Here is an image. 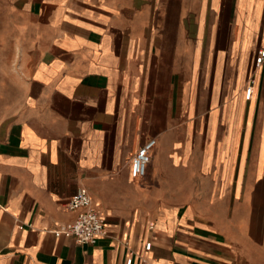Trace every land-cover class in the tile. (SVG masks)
Returning <instances> with one entry per match:
<instances>
[{"label": "crops", "instance_id": "1", "mask_svg": "<svg viewBox=\"0 0 264 264\" xmlns=\"http://www.w3.org/2000/svg\"><path fill=\"white\" fill-rule=\"evenodd\" d=\"M5 2L0 264H264V0ZM82 187L95 244L55 233Z\"/></svg>", "mask_w": 264, "mask_h": 264}, {"label": "built area", "instance_id": "2", "mask_svg": "<svg viewBox=\"0 0 264 264\" xmlns=\"http://www.w3.org/2000/svg\"><path fill=\"white\" fill-rule=\"evenodd\" d=\"M264 64V48H260L255 58L256 67ZM255 78L252 77L246 87V99H250L254 92ZM157 145V138L151 137L133 154L131 174L134 179L146 176L148 165L151 162L152 152ZM68 208L76 213L68 223L55 230L57 236L64 235L74 239L78 244H95L98 239L107 235L106 221L100 209L86 187L79 188L70 198ZM152 243L146 244V250L151 249ZM136 253L130 251L126 264H134ZM140 264H147L142 260Z\"/></svg>", "mask_w": 264, "mask_h": 264}, {"label": "rangeland", "instance_id": "3", "mask_svg": "<svg viewBox=\"0 0 264 264\" xmlns=\"http://www.w3.org/2000/svg\"><path fill=\"white\" fill-rule=\"evenodd\" d=\"M6 9H8L7 3L5 0H0V104L4 100L13 101L15 99L14 89H16L9 81L13 67L5 64L7 58L11 56L8 44L12 32L11 19Z\"/></svg>", "mask_w": 264, "mask_h": 264}]
</instances>
